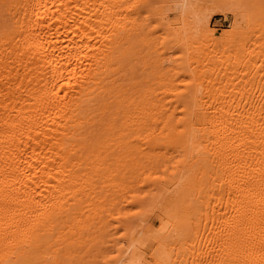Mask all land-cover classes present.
Returning a JSON list of instances; mask_svg holds the SVG:
<instances>
[{
  "label": "bare ground",
  "instance_id": "6f19581e",
  "mask_svg": "<svg viewBox=\"0 0 264 264\" xmlns=\"http://www.w3.org/2000/svg\"><path fill=\"white\" fill-rule=\"evenodd\" d=\"M125 1L0 0V264H264V7L173 0L150 29ZM154 26L203 90L152 69Z\"/></svg>",
  "mask_w": 264,
  "mask_h": 264
},
{
  "label": "rangeland",
  "instance_id": "374dc122",
  "mask_svg": "<svg viewBox=\"0 0 264 264\" xmlns=\"http://www.w3.org/2000/svg\"><path fill=\"white\" fill-rule=\"evenodd\" d=\"M132 0H127V1H125V5H126V3L127 4H129L128 6L126 5V7L125 8H123L122 6H120V7H122L123 9H126V11L130 8L129 6H131L130 5V2H131ZM167 1H169V0H167ZM167 1H165V0H148V4L147 3H145L144 4V6L141 4V6L140 7H143L144 9H140V7H139V9L140 10H146L145 12H143V11H140V12H142V13H140V17L142 18H145L146 17V21L144 22L143 20V22L144 23H147V22H149L148 24H147V26L149 25L150 26V29H151V25L153 26V25H155V23H156V25H157V22H158V24H159V20H160V17L159 16H164V15H166V13H167V18H169V19H172L173 17H174V14H172V12L174 11V7L172 6V1L173 0H170L169 2H167ZM240 2V4L242 3L241 2V0H237V2ZM243 1V0H242ZM251 1V0H250ZM260 1V2H259ZM258 1V4H259V7H264V1H262V0H259ZM165 2H167V4H169V5H167ZM171 3V4H170ZM262 3V4H261ZM131 4H133L132 2H131ZM239 3H237V5H235L236 6V9L238 10V8L239 9H241V7H243V4H241L240 5ZM251 4V3H250ZM258 4H256V5H250V6H248L247 8H249L248 9V12L249 11H251V10H253L256 6H258ZM123 5V4H122ZM146 5H148V6H146ZM171 5V6H170ZM262 5V6H261ZM168 6V7H167ZM254 6V8H252ZM120 9L121 11H122V15H124V14H126V12L123 10V9ZM167 9H169L170 11H168ZM251 9V10H250ZM166 10H167V12H166ZM125 13H124V12ZM160 12V13H159ZM163 12H166L165 14H162ZM146 15V16H144V15ZM248 14V13H247ZM247 14L246 13H240V14H237V16L235 17L234 15H232V14H228L227 16H224V15H213L212 17H211V19H210V27L211 28H214L215 30H216V32L217 33H220V32H223L224 30H227V29H229V27H230V24L235 20L236 22H238V23H241V22H243L245 19H246V17H247ZM150 15V16H149ZM149 16V17H148ZM173 16V17H172ZM142 18V19H143ZM159 19V20H158ZM152 20V21H151ZM260 22H261V18H257L256 20H255V22L253 23V26L257 29V25L258 24H260ZM143 23V24H144ZM146 24H144V26H145ZM155 25V26H156ZM155 26L154 27H152V28H154V31H153V33H154V35H155V38L157 37V36H159L158 37V39H156L157 41L156 42H154L155 40H154V37L152 38L154 41V43H156L158 46V48H159V52H158V48H157V51L154 53L153 52V55L152 56H154V54L156 55V56H158L157 58H156V56L154 57V59L151 57V61L152 60H155V58H156V61H155V66L153 67L152 65V63L150 64V66L151 67H153L152 69H154L157 65V68L159 69H157L158 71L157 72H160V73H158V74H161V73H166L167 71L166 70H169L170 69V67H174L173 69H174V71H179L180 73L178 74V75H176L175 76V78H173L172 80H174V81H172V83L171 84H173L174 83V85H172V87H173V89H175V91L173 90V89H171V93H176V91H180V93L179 94H182L181 93V91H183L185 88L187 89V87H188V89L190 90L191 88L192 89H194V88H196V89H199V91H201V90H203V88L205 87V84H202L203 85V88H201L200 86H202V85H196V87H194L195 86V82H193L194 80H193V78L191 77V75H192V70H191V68H189L190 66H192V67H195L194 65L196 64H192V65H190L189 67H188V55H187V53H186V51L184 52V53H182L183 52V50L184 49H179L180 48V46H179V48L178 47H175V45H173V46H168V47H166L167 46V43H164V47L162 46V43H163V39L161 38V37H164V34H163V32L161 33L160 31H155ZM158 26V25H157ZM253 27V28H254ZM148 28V27H147ZM157 28V27H156ZM159 29H160V27H159ZM159 29H157V30H159ZM221 29V30H220ZM149 30V29H148ZM161 30V29H160ZM150 31H152V30H150ZM162 31V30H161ZM160 32V34H158V33ZM253 32H254V30H253ZM257 32H259V33H257ZM256 33L258 34V35H256V33L254 32V33H252L253 35H250V38H249V36H248V38H246L247 40H245V41H247V43H248V46H250V47H253V45L251 46V43L253 42V39H254V41H255V39H256V37H260V42H264V41H261V38L262 37H264V33H262V32H264V31H257ZM157 34V35H156ZM161 34H163V36L161 35ZM251 34V33H250ZM259 34H261V36L259 35ZM150 35V37H151V35L152 36H154L153 34H149ZM148 35V36H149ZM256 35V36H255ZM253 38V39H252ZM151 39V38H150ZM149 38H147V40H149V41H152V39L150 40ZM251 39V40H250ZM259 38H257L256 39V41L258 40ZM262 39H264V38H262ZM159 41V43H157ZM162 41V42H161ZM164 41H166L167 42V40H165L164 39ZM249 41H252V42H250L249 43ZM255 41V42H256ZM254 42V43H255ZM259 42V43H260ZM152 44V45H156V44ZM254 43H252V44H254ZM151 44V43H150ZM150 44L148 45V47L147 46H143V47H145V49L142 47V46H137L138 47V52H139V50L141 49V48H143L142 50H140V52H139V54H138V52L137 53H134V52H132V55H128L129 57L130 56H132L131 58L132 59H134V60H129L128 62H130V64H128L129 66V69L128 70H131L132 71V73H130L129 71V75H132L133 73L135 74H137V75H139V76H136L137 77V79L138 78H140V76L142 75H144V73H146L143 69H142V67L143 66H141V67H139V70H138V67L136 66V61H135V58H134V54H136L135 56L136 57H138V58H136V59H138V62H141L142 61V59H139V58H141V57H139L138 55H143V56H145L146 54H148V55H146L145 57L146 58H148L149 60H150V54L149 53H146V52H148L150 49H151V47L152 46H150ZM168 44H169V42H168ZM255 44H257V42L255 43ZM150 46V47H149ZM139 47H140V49H139ZM149 50H148V49ZM153 48V47H152ZM163 48V49H162ZM165 48V49H164ZM168 48V49H167ZM178 48V49H177ZM184 48V47H183ZM147 49V50H146ZM167 49V50H166ZM258 49V48H257ZM261 49H264V47H261ZM259 50L260 52L261 51H264V50ZM144 50H146V51H144ZM164 50V51H163ZM144 51V52H143ZM151 51V50H150ZM141 52H143V53H145V55L142 53V54H140ZM166 52V53H165ZM134 53V54H133ZM159 53V54H158ZM138 54V55H137ZM186 54V55H185ZM257 54H259L258 53V51H257ZM261 54H264V52H262ZM257 56H260V54L259 55H257ZM143 58V57H142ZM159 58V59H158ZM140 60V61H139ZM143 60H144V58H143ZM158 60V61H157ZM258 60H259V58H258ZM143 62V61H142ZM141 62V63H142ZM148 62V61H147ZM156 62H158V64L156 63ZM195 61H193L192 63H194ZM135 63V64H134ZM258 63H259V61H258ZM134 64V65H133ZM175 64V65H174ZM137 65L138 66H140L139 65V63H137ZM142 65V64H141ZM133 66V67H132ZM187 66V67H186ZM127 67V68H128ZM137 67V69H135ZM140 68H141V70H140ZM134 69L136 70L135 72H133L134 71ZM149 69H151V68H148L147 70H149ZM126 71H127V69H126ZM142 71H144L143 72V74H142ZM155 71H156V68H155ZM139 72H141V73H138ZM153 73L154 71L152 70V71H148V73ZM157 72L156 73H154V74H157ZM133 74V75H134ZM141 76V77H142ZM191 77V78H190ZM192 79V80H191ZM223 84V83H222ZM155 86H157V85H155ZM169 85H167V86H165L166 88L165 89H167V87H168ZM184 86H185V88H184ZM187 86V87H186ZM193 86V87H192ZM143 87H144V85H143ZM143 87H141V88H143ZM153 87H154V85H153ZM160 87V86H159ZM163 87V86H162ZM162 87H160V88H162ZM171 87V86H170ZM155 88V89H154ZM154 88H151V89H154V90H156V88L159 90L160 88H158V87H154ZM169 88V87H168ZM162 89H164V87L162 88ZM162 89H160V90H162ZM185 89V90H186ZM191 89V90H192ZM157 90V91H158ZM184 90V91H185ZM173 91V92H172ZM183 91V92H184ZM168 94L167 95V97H169V98H171L172 97V94ZM178 93V92H177ZM166 97V98H167ZM169 98H167V99H169ZM172 99V98H171ZM171 99H169V100H171ZM110 251V250H109ZM108 254V253H107ZM106 255V251H105V249H91V251L89 252V254L88 255H86L84 258H85V260L83 259V258H81L82 259V261L80 260L79 262L77 261V259H76V263L78 262V264H81V262H82V264H107V263H105V262H107L106 260H108L107 258L109 257V256H105ZM84 262V263H83ZM48 264V263H47Z\"/></svg>",
  "mask_w": 264,
  "mask_h": 264
}]
</instances>
